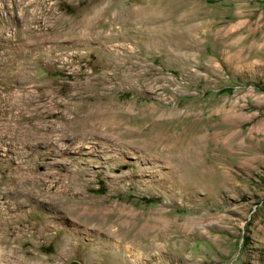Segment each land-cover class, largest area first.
Wrapping results in <instances>:
<instances>
[{
	"label": "rangeland",
	"instance_id": "374dc122",
	"mask_svg": "<svg viewBox=\"0 0 264 264\" xmlns=\"http://www.w3.org/2000/svg\"><path fill=\"white\" fill-rule=\"evenodd\" d=\"M0 264H264V0H0Z\"/></svg>",
	"mask_w": 264,
	"mask_h": 264
},
{
	"label": "bare ground",
	"instance_id": "6f19581e",
	"mask_svg": "<svg viewBox=\"0 0 264 264\" xmlns=\"http://www.w3.org/2000/svg\"><path fill=\"white\" fill-rule=\"evenodd\" d=\"M150 4V3H149ZM184 4V3H183ZM144 9V8H143ZM134 10V9H133ZM150 10V9H149ZM153 11V10H152ZM124 12V11H123ZM128 12V11H127ZM126 12V13H127ZM137 12V11H136ZM121 13V12H120ZM125 13V14H126ZM148 13V12H147ZM135 15V13H132V15ZM155 14V13H154ZM183 14V13H182ZM124 15V14H123ZM129 15H131L129 12H128V16ZM145 15H146V13H145ZM117 16H119V13H118V15ZM184 16V15H183ZM133 17V16H132ZM124 18V17H123ZM122 18V19H123ZM135 18V17H134ZM162 18V17H161ZM160 17H153L152 16V13L150 14V17L147 15V16H143L142 15V17H140V23H142V24H146V25H152L153 23L155 24V26H156V23H159V22H161V19ZM165 18V17H164ZM168 18V17H167ZM126 19H128V18H126ZM137 19V20H138ZM125 20V19H124ZM132 20V19H131ZM131 20H130V16H129V21H130V23H131ZM164 20V19H163ZM132 22H134V23H136V21L135 20H133ZM188 22V21H187ZM137 23H139V22H137ZM161 24V23H160ZM135 25V24H134ZM139 26V25H138ZM154 26V27H155ZM157 26H159L160 27V25H157ZM146 27H148V26H146ZM145 27V28H146ZM149 29H151L150 27H148ZM147 28V29H148ZM158 28V27H157ZM156 28V29H157ZM151 30H153V29H151ZM155 30V29H154ZM197 30V29H196ZM195 31V30H194ZM196 32V31H195ZM197 34V33H196ZM31 104H32V102H31ZM91 115V114H90ZM22 117V116H21ZM95 119V118H94ZM13 122V121H12ZM91 123V122H90ZM12 126V125H11ZM7 130V129H6ZM197 138H199V137H197ZM183 140V139H182ZM181 140V141H182ZM194 140V139H193ZM183 142V141H182ZM175 143H177V142H175ZM198 143H199V139H195L193 142H192V144H190V146H192L193 147V149H194V147H195V144H196V147L195 148H198L199 146H198ZM179 143H177V144H175V145H173L172 147H170V151H171V153H173V154H176V152L178 151V147H179V145H178ZM184 145V144H183ZM190 146H188L189 148H187L188 150H191V148H190ZM185 148L187 147V146H184ZM184 149V148H183ZM187 149H184L185 151L187 150ZM181 150V149H180ZM195 150V149H194ZM192 151V150H191ZM181 152V151H180ZM183 152V151H182ZM187 152V151H186ZM189 152V151H188ZM186 157L187 158H189L190 160H191V162H195V161H198V151L196 150V151H194V153H188V154H186ZM200 158V157H199ZM173 159V158H172ZM175 162V161H174ZM185 162H187V161H185ZM190 162V163H191ZM196 163V162H195ZM194 164V163H193ZM189 165V164H188ZM194 168V167H193ZM97 214V213H96ZM91 216V215H90ZM158 245V244H157ZM156 245V246H157Z\"/></svg>",
	"mask_w": 264,
	"mask_h": 264
},
{
	"label": "trees",
	"instance_id": "16d2710c",
	"mask_svg": "<svg viewBox=\"0 0 264 264\" xmlns=\"http://www.w3.org/2000/svg\"><path fill=\"white\" fill-rule=\"evenodd\" d=\"M230 92H232L230 89H225V90L220 91L219 93H230Z\"/></svg>",
	"mask_w": 264,
	"mask_h": 264
}]
</instances>
